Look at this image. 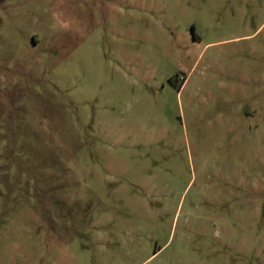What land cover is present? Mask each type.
Segmentation results:
<instances>
[{"label": "rangeland", "instance_id": "1", "mask_svg": "<svg viewBox=\"0 0 264 264\" xmlns=\"http://www.w3.org/2000/svg\"><path fill=\"white\" fill-rule=\"evenodd\" d=\"M0 264H264V0H1Z\"/></svg>", "mask_w": 264, "mask_h": 264}, {"label": "trees", "instance_id": "2", "mask_svg": "<svg viewBox=\"0 0 264 264\" xmlns=\"http://www.w3.org/2000/svg\"><path fill=\"white\" fill-rule=\"evenodd\" d=\"M1 1V0H0Z\"/></svg>", "mask_w": 264, "mask_h": 264}]
</instances>
